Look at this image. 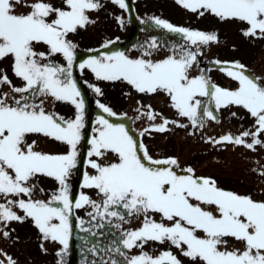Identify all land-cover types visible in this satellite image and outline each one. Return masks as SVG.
Here are the masks:
<instances>
[{"label": "snow or ice", "instance_id": "1", "mask_svg": "<svg viewBox=\"0 0 264 264\" xmlns=\"http://www.w3.org/2000/svg\"><path fill=\"white\" fill-rule=\"evenodd\" d=\"M177 2L200 16L208 13L220 20H239L246 25L245 37L264 39V0ZM112 3L124 10L129 8L126 0H112ZM21 7L27 11H18ZM101 7L100 0H62L59 7H54L51 0H0V60L10 57L14 76L23 82L22 86H15L7 73L0 71V87L9 86V91H0V195L14 197L0 203V225H3L0 234L7 238L11 234L5 230L9 224L30 219L44 241L51 240L61 246L57 264H64L75 210L91 209L86 213L89 220L79 218V225L82 231L96 235L91 227L84 225L95 221L96 228H102L104 224L98 217L123 220L124 214L118 210L123 209L128 215H144L141 227L125 234L123 244L127 249L143 248L148 241H169L183 256L191 258L193 264H264V201L224 190L214 179L197 176L191 167L183 170L186 174H179L176 158L154 159L123 123H112L103 115L96 120L91 150L87 153L88 167L95 171L85 172L82 182L83 188L94 189L102 199L94 200L84 191L77 199L72 198L69 181L80 163L77 148L85 126V103L72 71L77 45L68 37L78 28L95 23L88 12ZM117 19L124 23L122 18ZM155 24L182 34L195 47L180 45L173 49V54L159 61L144 57L132 59L123 52L93 55L79 63V69L90 70L96 80L126 81L139 93H166L178 115L187 118L194 127H203L205 118L217 120L216 113L203 107L198 97H208L217 111L241 106L254 118V130H245L239 135L229 132L211 142L242 145L253 151L258 145L264 147L261 138L264 136V82L245 74L247 70L239 62L223 66L227 75L238 82L235 90L211 84L203 72L190 76L198 56L202 55L200 46L218 42V34L175 27L159 18ZM109 43L103 47L107 48ZM41 44L47 46L46 51L37 50ZM157 46L153 40L149 47ZM58 55L65 64L55 62ZM92 87L95 93L103 95L99 86ZM49 96L74 105V118L66 119L46 110L44 98ZM98 106L109 116L117 115L103 103ZM141 115L155 121L160 114L148 106V111ZM170 123L176 124V121L161 116L159 124L144 131L163 133L169 131ZM29 134H42L67 145V149L62 154L36 151L35 142L27 141ZM106 153H113L116 162L104 163ZM259 174L264 176V168ZM38 177L57 182L47 199L33 198ZM149 213L159 214L161 222ZM225 238L242 242L243 249L225 247L222 250L221 245L227 244ZM41 249L46 252L43 244ZM89 251H96L95 245ZM0 255L6 258L7 264H17L2 250ZM126 260L127 264H182L171 251L157 257L141 252ZM0 264H5V259H0ZM111 264L117 261L112 260Z\"/></svg>", "mask_w": 264, "mask_h": 264}, {"label": "rangeland", "instance_id": "2", "mask_svg": "<svg viewBox=\"0 0 264 264\" xmlns=\"http://www.w3.org/2000/svg\"><path fill=\"white\" fill-rule=\"evenodd\" d=\"M102 1L100 0V3ZM108 1H104L103 6H106ZM144 1L145 3H143ZM51 2L54 7L62 6V0H51ZM134 3L135 15L143 24L151 20L150 22L152 23L150 24L154 27L156 26L155 19L159 18L175 27L218 34V42L201 45L199 49L202 53L200 60L214 61L215 66H211L212 62L209 63L210 66L206 63L205 67L196 63L190 70V76H198L203 72L204 75L209 77L211 84L235 90L238 87V82L227 75L226 71L223 70V66L225 63L239 62L245 66L247 70L245 74L248 75L249 72L255 78H259L264 82V63L261 58V56H264V39L245 37L243 30L246 25L243 22L235 19L220 20L215 15L208 13L200 16L199 13L191 12L182 7L177 0H134ZM116 9L115 6L109 8L101 7L98 11L88 12L90 19L95 21V23L78 28L75 33H70L68 37L77 45L76 54L81 52L92 53L96 50L99 51L96 55L112 54L122 50L117 46L110 48L109 45L111 43L108 44L107 48L103 47L107 42L98 37L100 35L119 34L121 25L125 23L130 26V23H132L127 14L129 8L126 10L127 13L125 11L127 17L114 12ZM18 11L26 12L27 9L21 7ZM118 17L123 19V24L119 22ZM158 30H160L159 33H156V30H149L154 35L149 34L150 36L148 35L144 39L137 41L134 46L128 49L125 48L123 53L132 59L144 57L159 61L173 54L172 50L174 48L184 45L183 40L185 39L182 34L178 33L179 39L183 40L177 42L173 38L170 39L169 35H166L173 32H168V29L161 26H159ZM153 40L157 42V47H149ZM125 43L126 41L118 42L121 46L125 45ZM188 46L195 47L190 44ZM37 50L46 51L47 46L38 45ZM88 58L80 59L77 62L75 74L73 72V78L82 84L89 98L87 99L81 92L85 103V126L82 130V139L77 148L80 163L69 181L72 195L74 193L79 196V193L84 191L94 200L100 201L102 199L94 189L83 188L82 182L85 172L94 173L95 171L88 167L87 153L91 150L90 141L97 127L96 120L103 115L112 123H123L130 130L133 138L143 147H146L149 155L154 159L176 158L179 162V168L176 169L179 174H186L183 170L191 167L197 176L214 179L217 186L224 190L233 191L241 195H250L254 200L264 201V176L259 174L260 170L264 168V147L258 145L256 150L253 151L242 145L238 146L231 143L215 144L211 142L229 132L239 135L245 130H254V118L250 116L246 109L232 105L217 111L214 103H209L208 97H198L201 99L203 107L211 108L216 113L217 120L213 121L205 118L203 127H194L187 118L178 115L176 109L172 107L169 96L164 92L139 93L126 81L96 80L95 75L90 70L81 71L78 67L79 63L84 62ZM216 61L221 63L217 64ZM55 62L65 64V61L59 55L55 57ZM0 71L7 73L13 85L22 86L23 82L13 74L10 57L0 60ZM92 85L99 86L103 91V95L95 93ZM0 91H9V86L7 84L3 85L0 87ZM44 99L46 110L55 111L66 119L74 118L76 109L70 102L55 101L50 96ZM99 103L111 107L117 115L112 117L104 113L99 108ZM148 106H151L155 113L160 114L155 121L148 120L145 115H141V113L148 111ZM161 116L170 121H176V124L170 123L168 125L169 131L163 133L144 131L155 124H159ZM180 124L186 126L180 127L178 126ZM142 133L143 135H141ZM261 138L264 139V136ZM27 141L28 143L34 141V150L43 153L62 154L67 149V145L42 134H29ZM249 142H251L250 138ZM83 160V170L81 171V162ZM110 162H116L114 154L106 153L104 163ZM79 174L82 176V182H80L78 187L76 185ZM37 180L39 182L36 185L37 191L34 192L33 198H49L50 194L56 189L57 182L47 177H38ZM40 188H43L44 191L40 192ZM5 199H14V197L8 196L4 198L0 195V203L5 202ZM118 210L124 214L123 220L112 217L106 219L98 217V220H101L104 224L102 228H96L95 221L91 225L87 223L84 225V227H91L96 232V235L82 231L79 225V218H83L85 221L89 220L86 213L91 211V209L85 207L75 210V215L72 218V237L69 241L68 251L63 257L64 264H71L73 257L71 256V244L73 242L77 246L79 264H111L112 260H116L117 264H127V257L139 255L141 252L157 257L164 251H171L181 260L182 264H193L191 258L183 256L182 252L174 245H171L169 241L164 243L148 241L143 248L134 247L127 249L123 244V239L126 238L125 234L141 227L144 215H128L126 210ZM17 211L19 210L17 209ZM20 214L23 215L22 212ZM149 215L157 222L162 220L159 214L149 213ZM0 227H3V225H0ZM5 230H9L11 234L7 238L0 234V250L10 255L17 264H57L60 259L57 256V252L61 246L51 240L44 241L30 219L25 220L24 223L12 222ZM198 234L202 235V233ZM225 239L227 244L221 245L222 250L225 247L227 250L243 249L244 247L242 242L236 241L234 238ZM42 244L46 252L42 251ZM93 245H95L96 251H89ZM116 248L121 250L120 253L115 251ZM0 259H5V264H7L4 256L0 255Z\"/></svg>", "mask_w": 264, "mask_h": 264}]
</instances>
